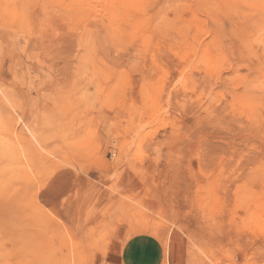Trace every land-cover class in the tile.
I'll use <instances>...</instances> for the list:
<instances>
[{
    "label": "rangeland",
    "instance_id": "rangeland-1",
    "mask_svg": "<svg viewBox=\"0 0 264 264\" xmlns=\"http://www.w3.org/2000/svg\"><path fill=\"white\" fill-rule=\"evenodd\" d=\"M264 264V0H0V264Z\"/></svg>",
    "mask_w": 264,
    "mask_h": 264
},
{
    "label": "crops",
    "instance_id": "crops-1",
    "mask_svg": "<svg viewBox=\"0 0 264 264\" xmlns=\"http://www.w3.org/2000/svg\"><path fill=\"white\" fill-rule=\"evenodd\" d=\"M119 264H171L164 248L146 236L128 239L118 253Z\"/></svg>",
    "mask_w": 264,
    "mask_h": 264
}]
</instances>
